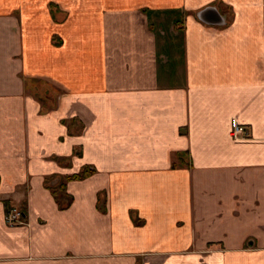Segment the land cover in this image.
Listing matches in <instances>:
<instances>
[{"label": "crops", "instance_id": "1", "mask_svg": "<svg viewBox=\"0 0 264 264\" xmlns=\"http://www.w3.org/2000/svg\"><path fill=\"white\" fill-rule=\"evenodd\" d=\"M0 264H264V0H0Z\"/></svg>", "mask_w": 264, "mask_h": 264}, {"label": "built area", "instance_id": "2", "mask_svg": "<svg viewBox=\"0 0 264 264\" xmlns=\"http://www.w3.org/2000/svg\"><path fill=\"white\" fill-rule=\"evenodd\" d=\"M229 136L234 141H243L247 137L246 128L240 125L236 119L231 122V128L229 131ZM5 221L9 225H21L24 223L23 215L20 209L10 208L8 213L5 215Z\"/></svg>", "mask_w": 264, "mask_h": 264}, {"label": "trees", "instance_id": "3", "mask_svg": "<svg viewBox=\"0 0 264 264\" xmlns=\"http://www.w3.org/2000/svg\"><path fill=\"white\" fill-rule=\"evenodd\" d=\"M175 166V165H174ZM93 173L92 170L88 169V168H84L80 173L72 175V176H68L65 177L64 181H71V180H82L84 178H87L89 176H91ZM11 207H9L8 205H6V209H5V214L8 213V211L10 210ZM23 215V212H22Z\"/></svg>", "mask_w": 264, "mask_h": 264}]
</instances>
